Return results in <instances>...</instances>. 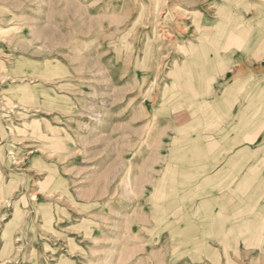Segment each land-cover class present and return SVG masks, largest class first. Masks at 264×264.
Instances as JSON below:
<instances>
[{
    "label": "rangeland",
    "instance_id": "1",
    "mask_svg": "<svg viewBox=\"0 0 264 264\" xmlns=\"http://www.w3.org/2000/svg\"><path fill=\"white\" fill-rule=\"evenodd\" d=\"M0 264H264V0H0Z\"/></svg>",
    "mask_w": 264,
    "mask_h": 264
},
{
    "label": "bare ground",
    "instance_id": "2",
    "mask_svg": "<svg viewBox=\"0 0 264 264\" xmlns=\"http://www.w3.org/2000/svg\"><path fill=\"white\" fill-rule=\"evenodd\" d=\"M253 24H254V23H253ZM253 24H250L248 29L252 30V29H253V26H252ZM234 29H236V28H234ZM247 32H248V31H247ZM246 36H247L246 33H242L241 35H240V34H237V35H236V38H239V39H240V38H245ZM239 39H237V40H239ZM235 41H236V40H235Z\"/></svg>",
    "mask_w": 264,
    "mask_h": 264
},
{
    "label": "crops",
    "instance_id": "3",
    "mask_svg": "<svg viewBox=\"0 0 264 264\" xmlns=\"http://www.w3.org/2000/svg\"><path fill=\"white\" fill-rule=\"evenodd\" d=\"M239 46H242V45H239ZM245 47V46H244ZM246 48H247V50H248V47L246 46ZM245 48V49H246ZM250 50H254V48L253 47H250ZM258 58V57H257ZM242 73V72H241ZM199 83H201V81H199ZM240 153H242V152H240Z\"/></svg>",
    "mask_w": 264,
    "mask_h": 264
}]
</instances>
